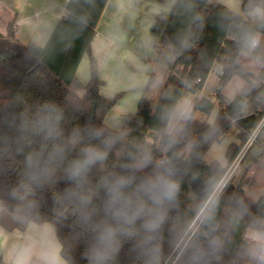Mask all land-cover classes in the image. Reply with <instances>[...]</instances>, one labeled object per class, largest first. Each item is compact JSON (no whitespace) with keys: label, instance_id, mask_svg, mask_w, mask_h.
<instances>
[{"label":"trees","instance_id":"obj_1","mask_svg":"<svg viewBox=\"0 0 264 264\" xmlns=\"http://www.w3.org/2000/svg\"><path fill=\"white\" fill-rule=\"evenodd\" d=\"M107 2L69 0L67 17L59 21L44 47L13 43L12 23L8 36L0 34V54L20 49L35 61L29 64L20 58H12L14 71L0 65V191L24 177L26 157L38 160L34 168L39 182L38 186L34 185L37 195L25 214L34 223L52 224L62 246V256L69 264H90L85 237L91 239L95 224L105 216L108 193L104 181L130 165L133 156L148 152L153 158V166L164 156L174 157V163L183 164V171L177 173L182 187L173 213V223L179 231L183 219L190 214L194 198L200 197L191 186L192 180L198 175L209 174V166L204 160L206 153L215 143H221L236 123L240 105L248 103L264 108V69L258 86L238 94L231 103L223 95L233 76L249 74L238 61L236 37L245 29L264 32V26L248 23L240 14L220 3L177 0L171 14H160L151 29L153 34L160 36L159 50L170 47L174 55L156 108L153 109L150 101L143 97L137 112L125 116L122 129L108 127L106 115L120 95L111 100L100 94L98 63L91 51L96 27ZM249 4L250 0L243 1L244 12L249 11ZM261 50H264V43H261ZM86 54L90 55L91 77L85 85L78 78L77 70ZM216 65L224 68L225 74L218 81L214 98L204 96L194 101L192 115L176 136V143L167 147L169 135L166 129L172 106L185 92L203 90ZM153 80L154 75L150 83ZM216 104L219 112L213 124L196 119L197 113L210 116ZM239 129L241 143H232L225 155L229 165L243 148L244 128ZM90 148L107 151L106 160L92 165L81 185H71L75 195L70 202L54 203L46 193L65 189V183L55 185V181L66 178L69 167L83 159ZM177 153L180 155H175ZM46 167L54 170L51 177L44 171ZM249 184L243 180L235 186L230 180L221 200V213L214 233L222 241L220 264H245L251 247L245 239L247 232L264 233V195L257 200L248 198L244 187ZM82 195H90V202L81 204ZM69 203L68 212H64L65 204ZM77 204H80L79 211ZM241 204L244 212L233 219V211ZM131 257L125 249L116 264H133Z\"/></svg>","mask_w":264,"mask_h":264},{"label":"clouds","instance_id":"obj_2","mask_svg":"<svg viewBox=\"0 0 264 264\" xmlns=\"http://www.w3.org/2000/svg\"><path fill=\"white\" fill-rule=\"evenodd\" d=\"M246 15L253 24L264 26V0H250ZM236 39L238 58L246 61L249 74L239 77L238 85L230 83L226 90L230 103L238 94L258 86L264 69V50H261L264 32L245 29ZM193 107L191 95L184 96L172 106L166 129L169 135L167 147L176 143V134L180 131L181 126L175 121L187 120ZM245 122H248L246 128ZM236 125L244 128L243 151H264V108H255L248 103L240 105ZM107 156L105 150L88 149L83 159L69 167L66 178L55 181V185L65 183V189L46 195L52 197L54 203L70 202L75 195L71 185H81L90 167L106 160ZM152 161L148 152L133 156L130 165L105 179L108 193L105 216L95 224L91 239L85 237L90 264H109L110 261L116 264L125 249L132 254L133 264H220L222 241L214 233L221 213V200L231 179L227 159L222 153L207 158L210 171L206 191L203 196L194 198L190 214L183 219L179 231L173 223V213L182 183L177 176L174 157L164 156L154 166ZM25 164L24 177L0 191V217L4 221L0 223V264H66L62 258L48 255L46 235L33 232L34 221L25 214L26 209L34 204L32 198L37 195L35 186L39 184L34 171L38 160L28 156ZM44 171L51 177L54 170L46 167ZM13 176H16L15 172ZM90 200V195L80 197L81 204ZM69 206L70 203L65 204L64 212H68ZM79 209L80 204H77L76 210ZM244 210L241 204L233 211V219L239 218ZM83 218L87 222L88 217ZM47 226L54 231L51 223ZM245 239L252 245L249 248L251 258L256 264H264V233L249 231Z\"/></svg>","mask_w":264,"mask_h":264},{"label":"crops","instance_id":"obj_3","mask_svg":"<svg viewBox=\"0 0 264 264\" xmlns=\"http://www.w3.org/2000/svg\"><path fill=\"white\" fill-rule=\"evenodd\" d=\"M68 1L69 0H0V34L5 37L8 36L9 26L12 23L14 26V43H18L20 46H27L33 43L40 47L43 45L44 47L59 21L67 17ZM243 1L244 0H209L210 3H220L226 6L230 10L240 14L248 23L253 24L251 18L247 17V12L243 11ZM176 3L177 0H108L96 27V36L91 44L92 55L99 62L101 61V63L98 64V70L99 80L101 83L100 94L103 97L110 99L116 92L123 90V87H118L111 91L109 84L113 81H115V83L116 81L117 83L120 81L121 83V80H125L127 76H129L130 80L128 82V86H131L130 91H133L136 97L141 96L142 93L149 92V87L152 85L155 78L152 83L149 82L148 87L145 89L148 79L146 75L149 76V67L147 64H143V61L144 59H147L148 56H151L152 53L150 51V47L149 45H144L141 41H133L134 45L132 41H130L133 48L129 49L127 44H124L125 42H122L123 40L120 39L121 37L119 35V31L121 25H123V20L128 14L135 15L136 12H139L142 14V17H145L146 21L148 19H152L154 21L160 14L170 15ZM130 17L131 16H128V19ZM99 30L102 31L99 32ZM153 37L158 40L160 39L159 35L153 34ZM123 39L126 41L129 38ZM261 43H264V40H262ZM132 50L136 51L132 52ZM86 57L87 54L83 57L82 62ZM238 61L244 68L247 69L246 61L241 59H238ZM82 62L78 67L77 76L83 80V82H87V79H82L80 73ZM121 64L127 67V69L122 70L124 73H127V75L120 71ZM132 64L134 68L132 67ZM135 65L139 66L140 71L136 70ZM164 69L167 72L165 73V78L167 80L171 72V68ZM136 74L139 79L136 77ZM152 75L155 76V74ZM236 77L238 76H233L228 86L223 91V95L227 102L229 101L226 90L229 88L230 83H232V81L234 82ZM208 79L203 90L198 93L189 92V95L193 97V102L196 98L200 99L204 96H211L212 99L214 98L213 95L217 87L213 92L208 93L206 91ZM151 105L153 107L152 103ZM251 106L254 107L253 105ZM116 107H120L119 104L114 108ZM216 107L219 111L218 105ZM127 112L128 110L120 112V114H123L124 116V123L125 116L129 114ZM214 119L209 122L213 124L212 122ZM105 124L114 130H120L124 125L123 124L122 127L121 125H117V127L114 126L113 116L109 113L106 115ZM239 134V127L236 123H233L230 130L224 135V141L222 143H215L211 147V150L209 149L210 151L207 155H209V153H211L214 149H221V153L223 154V146L227 143V141L230 143V140H233L232 143L240 144L241 141ZM242 149L240 151L241 155L239 154L235 161L230 164V176L231 179L234 180L236 186H238L243 180L244 182H249L250 184L244 187L245 194L251 200H257L260 196L264 195V151L255 153L251 150L243 151ZM253 188H258V190L254 192V196H251L250 190ZM47 225L48 223H34L32 231L46 235L47 253L50 257L55 258L58 256L59 258H62L66 264H69L62 256V246L57 238L55 229L53 231L52 229H49ZM21 231H23V228H21ZM4 239L7 240L8 238L5 237Z\"/></svg>","mask_w":264,"mask_h":264},{"label":"rangeland","instance_id":"obj_4","mask_svg":"<svg viewBox=\"0 0 264 264\" xmlns=\"http://www.w3.org/2000/svg\"><path fill=\"white\" fill-rule=\"evenodd\" d=\"M160 3H162V2H160ZM128 16H131V17L128 19ZM154 22H155V20L153 21L152 19H148L146 21L145 17H142L141 13L136 12L135 15L128 14L127 17L123 20V25H121V28L119 31L120 32L119 35L121 37L120 39L123 40L122 42H125L124 44H127V47L129 49L133 48L132 44H130V41H132L133 45H134L133 41H136V42L141 41L144 45H147V46L149 45V47H150V51L152 54H151V56H148V58L144 59V61H143V64H147V66L149 67V70H148L149 76L146 75L148 79H147V82L145 85V89L148 87V84L150 82V77L152 76V74H155V76H154L155 80L152 83V85L149 87L150 88L149 92L142 93L141 96H139V97H136L135 93L133 91H130L131 86H128V82L130 81L129 76H127V78L125 80H121V83H120V81H119V83H117V81H116V83H115V81H113V82H111V84H109V88L111 91L115 90L118 87H121V88L123 87V90L116 92L113 95V97L110 98L112 100V99H115L116 96L120 95L117 103L115 104V106L119 104L120 107L114 108L115 107L114 106L108 112L110 115L113 116V125L116 127H117V125H121V127H122V125L124 124V116H123V114H120V112L128 110V112H127V113H129L128 115L135 114L138 110L139 103L143 97H146L153 104V107L155 109L157 106L158 100L160 98L159 95L162 93V91L165 87V83H166L165 73H167V72L164 68L170 69V67L173 63L172 61H174L173 49L170 47H165L162 51L159 50L158 39L153 37V33L151 31ZM149 24H150V26H149ZM102 30H103V28H102ZM102 30H99V32H101ZM123 38H129V39L124 41ZM135 51L136 50H132V52H135ZM12 58H20V59H23L24 61H29V59H30L20 49H15L12 51H8L6 54L4 53V55L0 54V65H2L3 68L14 71V69H15L14 65L10 62V60ZM95 60L97 61L98 64L101 63V61L99 62L96 58H95ZM135 66H136V70L140 71L139 66L138 65H135ZM98 67H99V65H98ZM132 67H133V64H132ZM123 69H127V67L121 64L120 65V71L122 73H124L122 71ZM98 72H99V70H98ZM80 73H81L82 79H84V80L87 79L86 80L87 82H83V80H81L78 77L80 79V81L85 85L88 84V82L90 81V77H91V60H90L89 54H87V57L82 62ZM124 74L127 75V73H124ZM136 77H138V75ZM236 78L234 79V82L232 81V84L238 85L239 76ZM138 79H139V77H138ZM138 81H140V80H138ZM218 81H219V78L216 75V73L211 72L209 75L206 91L208 93L213 92L218 85ZM81 93H83V92H81ZM214 94H215V92H214ZM186 95H189V92H185L184 96H186ZM209 97H211V96H209ZM217 105L218 104H216V106ZM213 112H212L213 114H211L210 116H205L202 113H197L196 119L199 121L200 120L201 121L207 120L208 123H210L209 121H212L214 118L216 119V117H217V114L219 112L217 107H215ZM215 119H214V121H215ZM187 120L175 121V123L178 126H181L180 131L176 134V136H178L180 134V132L182 131ZM214 121L212 123H214ZM194 138H195V136H193L191 139L193 140ZM232 141L233 140H230V143H229V141H227V143L223 146L224 157L226 155V152H227L229 146L232 144ZM210 150H211V148H210ZM189 151H190L189 149L186 151V155L188 154ZM221 152H222L221 149H219V150L214 149L211 153H209V155H207V153H206V155L204 156L205 162H206L207 158L210 157V155L221 154ZM231 181H233V183H234L233 179H231ZM234 185H235V183H234ZM256 190H258V188L251 189L250 195L254 196V192H256ZM247 216H249V215L247 214ZM245 217H246V214H245ZM249 231L247 232V234L249 233ZM249 243L251 244L250 241H249ZM254 262L255 261L251 258V256H249V258L247 259V262L245 264H253Z\"/></svg>","mask_w":264,"mask_h":264},{"label":"water","instance_id":"obj_5","mask_svg":"<svg viewBox=\"0 0 264 264\" xmlns=\"http://www.w3.org/2000/svg\"><path fill=\"white\" fill-rule=\"evenodd\" d=\"M30 64H34L35 61L31 58V60L29 61ZM177 165V173H181L184 169V166L182 163H175ZM206 178L207 176H201L198 175L196 176L192 182H191V186L192 188L195 190V192L201 197L203 196L204 192L206 191ZM4 222L2 217H0V223ZM19 227V226H17ZM11 230V229H9Z\"/></svg>","mask_w":264,"mask_h":264},{"label":"built area","instance_id":"obj_6","mask_svg":"<svg viewBox=\"0 0 264 264\" xmlns=\"http://www.w3.org/2000/svg\"><path fill=\"white\" fill-rule=\"evenodd\" d=\"M212 72H215L219 79L225 74L224 68L219 65H216L215 69ZM197 82H200V79H198Z\"/></svg>","mask_w":264,"mask_h":264},{"label":"flooded vegetation","instance_id":"obj_7","mask_svg":"<svg viewBox=\"0 0 264 264\" xmlns=\"http://www.w3.org/2000/svg\"><path fill=\"white\" fill-rule=\"evenodd\" d=\"M30 58V57H29ZM23 60V59H22ZM31 60V58L29 59V61ZM29 61H26V62H28L29 63ZM30 64V63H29Z\"/></svg>","mask_w":264,"mask_h":264}]
</instances>
